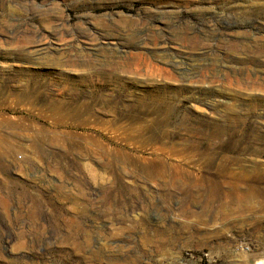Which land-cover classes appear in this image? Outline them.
Here are the masks:
<instances>
[{
    "label": "rangeland",
    "instance_id": "374dc122",
    "mask_svg": "<svg viewBox=\"0 0 264 264\" xmlns=\"http://www.w3.org/2000/svg\"><path fill=\"white\" fill-rule=\"evenodd\" d=\"M38 48L145 63L81 72ZM83 74L158 86L167 134L135 131L151 116L124 94L119 132L51 128ZM231 111L245 130L209 137ZM0 264H264V0H0Z\"/></svg>",
    "mask_w": 264,
    "mask_h": 264
},
{
    "label": "bare ground",
    "instance_id": "6f19581e",
    "mask_svg": "<svg viewBox=\"0 0 264 264\" xmlns=\"http://www.w3.org/2000/svg\"><path fill=\"white\" fill-rule=\"evenodd\" d=\"M96 49L97 48H95L94 50ZM66 50L67 49L63 50L60 48L53 49V54H49L48 49L38 48L35 49L33 53L35 55L42 56L39 59H43V63H46L47 65L57 66L60 68L82 67L84 69H82L81 72H84L85 68L96 67L98 65L100 67L105 68V70H110L111 72L133 71L136 73L139 71L137 70V68L140 67H138L136 61H139L140 63H145V59L140 56L126 57L121 55L122 57H118L119 60L117 61L111 57H108L107 61H99L96 58L97 56L93 53L87 55L86 53H82V50H79L78 52H75L73 55H71L67 53ZM135 66L137 68H135ZM148 73V71L145 72V76H149ZM89 79H92V76H90V74H83L82 76L80 75L76 79V81H66V85L63 89V92L68 93V95L70 93L73 95H71V99H61V96H57L56 99L58 100L53 107V112L55 116H57L56 120L58 119V122H56V124H59L60 122L62 123L63 121L67 122L63 125L61 124V126H58L57 124L56 126L51 128L56 130L59 127H63L64 129L69 130L68 132H119L123 130V127L116 126L115 123V121L117 120V105L120 102L116 95L124 94L125 98H129L128 108L133 110L136 109L137 111H139V113L132 116V118H135L136 120H141L149 118V116H151L150 119L146 120L147 123H145V125H142L143 122L139 121L140 125L134 128L135 131L144 133H157V135L167 134L166 130L171 123V115L175 111V108L174 105L171 104L170 100L167 99L165 95L160 94L161 92L158 86L151 84L143 89H140L139 91H129L128 93H123L121 90L124 85L118 83V81L107 82L105 80L102 84H94ZM118 86L120 87L119 91H115L117 90ZM106 91L109 93H105ZM112 93L114 95H112ZM24 96H26L27 100L29 98L32 99L34 97L30 94H27V92L25 91ZM149 106L152 108L148 109ZM144 115L145 117H143ZM238 116H240L239 112H229V114L225 118V122L215 127L214 132L210 134L209 137L221 138L222 136L228 134V132L245 130V123L239 122L240 120L238 119ZM39 131L44 132L45 129L43 127L40 129L38 128V132Z\"/></svg>",
    "mask_w": 264,
    "mask_h": 264
},
{
    "label": "built area",
    "instance_id": "2783aa9c",
    "mask_svg": "<svg viewBox=\"0 0 264 264\" xmlns=\"http://www.w3.org/2000/svg\"><path fill=\"white\" fill-rule=\"evenodd\" d=\"M238 249L240 251H243V250L247 251L248 247L245 246V244L242 243V244L238 245ZM187 255H189L193 259H197L198 261H206L207 263H209L211 258H212L211 254L209 252H201V253H199L197 255H193V254H188L187 253Z\"/></svg>",
    "mask_w": 264,
    "mask_h": 264
}]
</instances>
